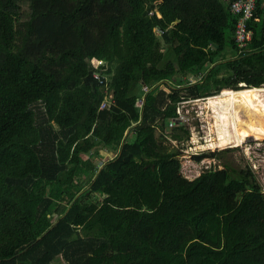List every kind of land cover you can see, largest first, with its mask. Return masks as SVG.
<instances>
[{"label":"trees","instance_id":"1","mask_svg":"<svg viewBox=\"0 0 264 264\" xmlns=\"http://www.w3.org/2000/svg\"><path fill=\"white\" fill-rule=\"evenodd\" d=\"M254 18L243 55L220 0H0V264H264L253 170L188 180L164 145L181 96L228 89L221 96L240 104L239 92L264 87L260 9ZM242 109L249 119L237 112L236 128L264 139L253 131L264 111ZM168 135L185 142L189 129Z\"/></svg>","mask_w":264,"mask_h":264},{"label":"rangeland","instance_id":"2","mask_svg":"<svg viewBox=\"0 0 264 264\" xmlns=\"http://www.w3.org/2000/svg\"><path fill=\"white\" fill-rule=\"evenodd\" d=\"M157 39L158 42H160V38L158 37ZM232 55L233 50L227 51L226 57L229 58ZM182 84H185V82L183 81ZM223 90L228 89H222L216 94V98L199 104L204 110V117L202 119L203 126L198 122H191L188 125L189 127H187L189 128V139L187 141L176 142L171 140L168 135L170 129H168L167 126L165 128V133L168 138L164 141V145L169 149H178L180 152L178 156L180 161V173L188 180H193L199 176L200 173L209 169L220 170L225 166L238 169L249 166L253 170L256 180L264 194V139L255 140V137L236 128L237 112L242 123L249 119L242 108H249L251 110L260 109L264 111V87L252 89L251 91L245 90L239 92L240 104L234 103V94L236 93L223 97L221 96ZM229 91L236 92L232 89H229ZM137 103L138 102L135 103L136 106ZM259 116L260 117L255 121L257 127L253 128L254 132L264 131V117L261 115ZM212 143L213 147L211 148L208 144ZM187 146L191 149H187ZM206 152L215 153L217 155L213 158H204L200 161L194 159L195 156ZM86 158L87 156H83L84 160ZM110 158L111 156H106L104 159L109 160ZM96 164L100 167L99 162ZM86 184L87 179L81 186L83 187ZM78 190L79 187L72 188L67 195L64 196L63 202L67 203ZM102 198L103 196L99 194H92L90 197L93 202L101 201Z\"/></svg>","mask_w":264,"mask_h":264},{"label":"built area","instance_id":"3","mask_svg":"<svg viewBox=\"0 0 264 264\" xmlns=\"http://www.w3.org/2000/svg\"><path fill=\"white\" fill-rule=\"evenodd\" d=\"M222 3L228 6L229 12L237 17L234 33H233V41L235 44V52L237 54L245 55L246 52L249 51V44L252 41V31L248 27V22L254 20V22H258V19L254 18V12L257 9L263 14L264 19V0H220ZM150 16L152 13L149 14ZM153 33L155 36L160 37L164 31L159 28H154ZM91 65L96 70L92 77L99 83V85H103V78L100 75V70L104 65V62L99 59H92ZM203 73H199L198 76H188L187 78H183L185 84H194L200 81L203 77ZM191 77V78H190ZM140 91L142 96L137 99L136 102L138 107H141L144 102V95L149 91V87L147 85L142 84L140 86ZM216 98L214 96L207 97H180L179 101L176 103V117L174 119H170L167 122V128L171 129L176 123H182L186 127L191 122H198L201 126H203V117L204 110L201 108L199 104L204 103L210 99ZM112 103V98L109 94H105L104 100L100 104V109L108 107ZM211 110V109H210ZM189 129V128H188ZM201 145V144H200ZM187 149H191L187 146Z\"/></svg>","mask_w":264,"mask_h":264},{"label":"bare ground","instance_id":"4","mask_svg":"<svg viewBox=\"0 0 264 264\" xmlns=\"http://www.w3.org/2000/svg\"><path fill=\"white\" fill-rule=\"evenodd\" d=\"M214 142H215V141H214ZM208 143H209V142H208ZM208 145H209V147H211V148L213 147V143H212V144H208Z\"/></svg>","mask_w":264,"mask_h":264}]
</instances>
